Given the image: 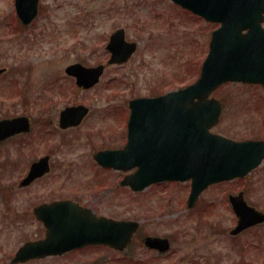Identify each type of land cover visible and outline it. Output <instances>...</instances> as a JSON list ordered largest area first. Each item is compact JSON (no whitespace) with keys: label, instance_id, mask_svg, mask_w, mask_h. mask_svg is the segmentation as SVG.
<instances>
[{"label":"rangeland","instance_id":"obj_1","mask_svg":"<svg viewBox=\"0 0 264 264\" xmlns=\"http://www.w3.org/2000/svg\"><path fill=\"white\" fill-rule=\"evenodd\" d=\"M40 4L35 20L23 26L13 0H0V119L24 115L31 122L29 132L0 143V186L10 195H0V264H8V253L40 235L29 215L6 211L19 208L23 196L29 201L27 191L14 197L12 187L44 155L51 156V168L29 189L35 199L96 191L93 205L98 210L140 223L128 254H116L114 264H264V224L232 237L236 218L227 199L243 190L248 203L264 211V160L242 179L209 186L196 207L188 209L189 182H162L136 192L120 186L125 172L103 169L92 158L98 150L125 144L130 99L161 95L197 78L210 33L218 25L168 0ZM117 28L137 44L136 52L126 63L107 67L95 87L78 89L64 68L75 62L105 64V46ZM212 96L223 104L212 132L234 141L264 140L260 85L225 83ZM77 104L88 107L89 114L79 126L59 128L60 111ZM145 234L170 238L171 253L146 251L138 241ZM97 256L101 264L112 262L113 254L104 249ZM66 263L53 258L51 264Z\"/></svg>","mask_w":264,"mask_h":264},{"label":"water","instance_id":"obj_2","mask_svg":"<svg viewBox=\"0 0 264 264\" xmlns=\"http://www.w3.org/2000/svg\"><path fill=\"white\" fill-rule=\"evenodd\" d=\"M181 6L219 23L211 33L209 52L198 79L191 85L155 98H136L129 102L127 142L121 150L99 151L95 161L103 167L127 171L121 185L135 191L163 181L191 180L188 206L209 185L243 178L264 159L263 140L234 141L210 132L220 117L221 103L209 95L226 82L259 84L264 88V0H174ZM38 0H15L16 12L24 24L36 15ZM136 44L125 40L124 30L114 31L106 45L107 62L121 64L135 51ZM104 65L86 67L75 63L65 73L78 87L89 89L99 80ZM3 70H0L2 73ZM83 105L65 107L59 126H77L87 115ZM29 130L26 117L0 121V140ZM49 157L30 165L22 186L49 171ZM236 217L231 235L264 222V212L247 204L244 193L229 195ZM47 228L46 238L22 246L14 262L39 257L40 252H62L96 242L122 248L136 230L135 222H115L105 217H89L88 209L72 201L53 202L38 208ZM148 247L166 250L165 240L148 237ZM41 254V253H40Z\"/></svg>","mask_w":264,"mask_h":264},{"label":"flooded vegetation","instance_id":"obj_3","mask_svg":"<svg viewBox=\"0 0 264 264\" xmlns=\"http://www.w3.org/2000/svg\"><path fill=\"white\" fill-rule=\"evenodd\" d=\"M41 1L42 0L39 1V8L41 7V4H40ZM23 134H25V133H16V134L0 141V143L7 141L10 138L17 137V136L23 135ZM24 176H22L18 180L17 187L16 188L12 187V189L15 192L14 197H19L18 196L19 193H23V192L26 193V191H27L29 193L28 194V200L29 201H26L24 196H23L20 198L19 208H13V209L6 211V213H8L9 211L14 210L17 213H19L20 216L29 215L31 220L34 221V223L37 222V226L39 227V234H40L39 237H37V238L33 237L31 239L26 240L24 243L41 241L46 236L47 229H46L43 221L38 216H36L37 215V211H36L37 208L43 204H50L53 202L70 200V201L77 203L79 206H81L83 208H87L88 209L87 215L91 218H92L93 214H94V216H104L107 218H112L111 214L109 213V209L98 210L93 205V202L97 198V196L95 195L96 191L90 192V190H87V189L86 190H77L74 192V194H76V195H74V194H72L70 196H57V195L49 196V195H47V196H43L41 198L35 199L34 193H31L29 191V189L36 182L43 180L45 176H42L40 178L35 179L29 186H22L21 187V186H19V182ZM6 191H8L6 187L0 186V195L4 199H10L9 193H4ZM109 192L110 191H108L107 193H109ZM113 219L121 220L120 218H115L114 216H113ZM167 240L169 242V249L166 253H159L156 251H153V252H156L159 256H164V255L170 254L171 253V241H170L171 239L168 238ZM133 241L134 240H132L123 250H116L115 248H113L109 245L98 244L96 242H90V243L82 244L79 247L69 249V250H67L61 254H58V255H51V254H48L44 251V252H40L41 254L39 253V257H28V258H23L22 260H19L18 262H13V259H14L15 255L17 254V250L20 247L19 246L18 249L14 253H12V254L8 253L7 254V256H6L7 259L5 260V262L9 258L8 264H51L52 259L56 258V259H62V260L66 259L67 260L66 264H101L98 261L99 256H97V254L100 253V251H102L104 249V250L108 251L109 253L113 254V256L111 258L112 262H110V263L114 264V263H118V261L115 260L116 254L120 255L118 257L124 258L125 257L124 255L128 254V251L131 248L130 246L132 245ZM138 241L140 242V244L142 245V247L146 251H152V250L147 249L144 246V238L143 237L138 238ZM24 243H22V245ZM174 252H175V249H173V253ZM114 260H115V262H114ZM137 262H139V261H137ZM137 262H136V264H137ZM192 262L194 263V259L192 260ZM129 263L130 262L127 260L126 264H129ZM102 264H104V262ZM138 264H144V263H143V261H140ZM201 264H203V263L201 262Z\"/></svg>","mask_w":264,"mask_h":264}]
</instances>
